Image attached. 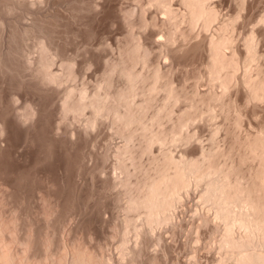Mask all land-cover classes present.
Masks as SVG:
<instances>
[{
	"label": "bare ground",
	"instance_id": "bare-ground-1",
	"mask_svg": "<svg viewBox=\"0 0 264 264\" xmlns=\"http://www.w3.org/2000/svg\"><path fill=\"white\" fill-rule=\"evenodd\" d=\"M60 1L57 3L61 4ZM96 1H93L94 4ZM219 1L223 6L224 3L230 4L232 0ZM234 1L235 4L231 3L233 7L235 5L238 9H244L242 12H246L243 13V22L239 10L240 25L243 22L241 30H245V26L248 27L254 17L255 0ZM41 2L0 0V264L166 263L172 257L174 247L172 248L173 244L168 240L160 250L159 244L163 236L157 231L164 226L174 228V211L183 194H186L184 192L194 181L195 184L203 183L202 196L214 210L216 221H220L212 225L213 231L222 234L219 235L218 245L219 249L224 251L221 252V260L219 258L220 264H264V163L261 165L263 168L257 169L255 178H250V182L244 184L242 176L239 175V167L235 168V164L229 165L230 168L218 166L214 162L217 153L212 150L203 151L200 158L189 157L187 154L185 157L176 158L169 149L160 157L155 156V146L164 145L170 139L176 142L175 135L168 139L169 133L164 135V130L161 132L159 124L165 116L170 117L172 105L179 96L171 83L172 80L167 79L169 76L167 77L159 66L155 67L150 75L136 70L135 67L137 63L147 61L146 56L153 54V46L159 50L155 49L157 55L177 57L189 56L188 53L197 47L208 49L210 77L223 88L221 93H213L211 100L224 106L230 86L222 78V71L227 67L222 57L233 56L234 60L238 58L236 60L245 67V73L243 72L239 82L243 94L237 96L244 97L247 105L251 104V113H259L258 110L264 113V66L257 63L255 70L253 69L256 61L260 62L261 56H264L263 16L260 17L262 20H258L259 26L254 25L250 31L249 27H246L248 33L246 31L241 33L242 36L239 35L238 39H243L242 48L239 47L242 45L234 42L239 23H235L230 13L227 14V20L219 22V33L215 37L205 36L201 42L189 44L190 31L195 24L201 22L200 24L206 27L210 21L218 19L214 12L218 5L215 2L149 0V10L152 12L150 14H157L159 17L150 18L148 15L150 20L146 15L148 9L145 7H141L139 11L133 8L127 11L123 8L131 19L137 12L141 15L142 21L138 31L140 34L133 32L129 35L126 44L119 50L121 58L114 61L107 59L101 78L97 77L100 80H95L96 83L93 84L94 73L91 74L93 71L88 69L90 66L99 68L102 63L96 61L99 65L93 64L95 58L101 55L81 56L80 60L79 56H67L66 53L69 52H66V48L76 38L84 37L90 40L88 38L92 37L91 33L93 37L96 36L95 33L99 29L94 28L96 25L93 26L91 20H97V14L88 20L96 31L91 25L92 29L88 28V24L86 30L79 27L78 21L81 19L80 14L77 15L79 18L75 15V12H80L75 11L77 7H73L76 9L66 14L58 9L43 15ZM63 3H66V0ZM260 4L259 6L263 7L262 3ZM34 5L38 6L35 7L37 9L32 8ZM96 9L97 7L94 8L95 11ZM28 14L32 16L31 23L26 24L28 19L25 24H20ZM118 17L121 18L120 15ZM128 17L125 19L128 20ZM120 18L119 20L122 19ZM19 19L20 23L17 22ZM125 19L123 21H126ZM156 19L161 21V28L158 27ZM180 23L184 25V31L182 28L180 30L181 37L185 40L182 44H178L176 38ZM185 27H188L187 30ZM83 30L85 33L87 31V34H84ZM102 31L99 32L103 33ZM59 34L64 37L59 38ZM26 40L34 41L37 47L36 56L20 54L22 52L18 48L20 45L23 47L22 44ZM82 41L84 43V39ZM25 47L21 48V51ZM25 52L27 53V50ZM84 53L83 55H86ZM103 57L101 59L107 61L106 57ZM233 58L231 61L234 65L238 62L233 63ZM116 79L120 82L117 83ZM160 91L164 92V95L162 103L157 106L155 103ZM228 106L230 107V104ZM236 111L240 114L238 118L241 112L238 109ZM69 117L73 118L74 126L66 122ZM106 122L112 130V134L109 131L106 136L110 134L111 137L115 136V139L118 136L119 140L123 141V144L112 152L115 157L112 166L120 170L121 178L117 176L119 171L116 177H113L110 170H107L109 173L102 178L97 171L99 168H94L97 164L100 166L97 159L95 166L89 163V160L94 159L91 150H87L89 143L97 137L94 136L97 127ZM182 122L186 125V121ZM181 136L185 141L189 138L187 134L184 136L181 133ZM256 138L258 144L263 143H260V146L254 141L255 146L259 147L257 150L254 149L255 146L252 147L253 141L252 145H248L255 155L264 157V131L259 132ZM147 154L151 155L148 156L151 158L150 164L142 166L139 158ZM103 157L105 160L109 158L108 155ZM119 186L123 190L116 193ZM122 198L126 199V202H123L124 207ZM119 202L122 203L120 204L123 213H127L126 217L123 216L124 221L119 219L123 222L117 223L108 220L107 223L105 218L108 215L105 212L107 216L103 215V218V211L113 203H118L119 206ZM113 212L110 218L114 216ZM212 220L210 216H204L202 219L207 226ZM236 227L241 228L240 232L244 230V234H239L240 237L234 232ZM106 228H110V232L107 233ZM106 237L111 241L115 239L116 246L118 242L116 254L108 248L112 242L108 240L107 242H111L108 245L103 241ZM175 258V261L172 258L170 262L180 264L179 257Z\"/></svg>",
	"mask_w": 264,
	"mask_h": 264
},
{
	"label": "rangeland",
	"instance_id": "rangeland-1",
	"mask_svg": "<svg viewBox=\"0 0 264 264\" xmlns=\"http://www.w3.org/2000/svg\"><path fill=\"white\" fill-rule=\"evenodd\" d=\"M34 1H36V0H34ZM91 1L93 2L96 0H66V3H63V2H65V0H63V1L61 0L60 1L61 4L57 3V2H59V0L58 1L57 0H42L43 3L40 0V2H41V4L39 3L41 5L40 7L44 9V10L41 9V14L43 13V15H45L46 13H48V14L52 13V11H56L58 9L60 11L62 10L61 12L64 11V13L66 14L69 11H71L73 9V7H77L78 8L77 10H75L76 8L73 9L77 12H78V10L80 11L78 14H76V12H75L76 17L79 18V16H80V19H81V20H79L77 18L79 20L78 23L80 26L78 24L77 25L82 29L86 28V30H88V28H90V25L92 26V23H90V22L93 21V26L96 25V26H94V28L96 27L97 29H99V30H97L98 32L95 33L96 36H94V37H93L92 33H91L92 35L90 34L91 30H90V32L88 31L89 32L88 34H90V36H92L88 39L93 41V43L84 37H79V39L76 38L74 41H72L73 44H71L72 42H70L69 47L70 46L71 47L69 48L67 46V48H69V49L66 48V50H67L66 52H69V53H66L67 56H68V54H69V56H74V55L79 56L80 58L78 57V59L81 60L83 56H93V54H94V57H98L101 55L102 57L104 56L103 58L106 57L105 58L106 60L109 59V61L119 60V58H121L119 55V52H121V51H119V50L122 49V45L126 44V41L129 39L128 37H130L129 35H131V33H133V32L136 33L139 31V26H140L141 21H142V18H140L141 15L139 14V12L135 13L136 15L134 17H132V19L130 18L131 16L128 17L126 15V12L132 8L139 11V10H141L140 9L141 7H145L148 9V11L146 12L147 18L149 16H150V18H152L151 16L157 15V14L154 15V13H153V15H151L152 12H151V10H149V9H151L150 4H148L149 0H102V1L97 0L95 4H94V2L92 4ZM218 1L219 0H217V1L216 0H212V1L209 0V2H215V4H218V5H216L217 8H215L216 11H214V12H216V15H218V19L216 18V20L214 19V21H210L208 23V25H206V27L204 25H201L202 24L201 22H199V24H195L194 28H192V30L190 31L191 32L190 38H189V41H190L189 44L190 45H194V44L201 42L203 40V38H205V36L210 37V38H211V36L215 37V35H217V33H219V30H218L219 24H220L219 22L222 23L223 21H225L226 17L230 14H232V18L236 21L235 23H239L238 25L236 24L237 25V29H236V33H235V37H236L235 39L236 40L234 42H236L235 44H237V45H242L243 42L241 43V40H243V39H241V40L238 39L239 35L242 36L241 33L246 32L248 30L247 29L248 27H249V31H250V29H252L251 27H254V25L256 27V24L258 25L260 23V22H258L260 17L263 16V18H264V3H263L264 0H255V6L256 7H254L255 8L254 9L255 12H253V14L255 13L254 17L251 18V20H252L251 23L249 21L250 25L248 27L245 26V30H243L244 28H242V30H241V27H242L241 25L245 21V19L243 18V13H246V12L245 11L242 12L244 9L243 10L238 9L235 7V5L233 7V4L236 3L234 0L230 1L229 2L230 4H228V5H230V7L232 6L231 8L228 5H226L225 3H224L225 5L223 4V6H221V4L219 3L220 1L219 2ZM111 2L115 6L114 8L112 7L113 5L111 4ZM258 2H259V4L262 3L263 7L259 6ZM53 3H54V5H53ZM73 3H75V5H73ZM97 3H98V5H97ZM231 3H233V4L231 5ZM42 4H44L43 7H42ZM90 4L93 5V6L91 5L92 8L90 7ZM117 4H118V6H116ZM219 4H220L221 8L219 7ZM70 5H72L71 6L72 8L70 7ZM36 6L37 5H34V6H32V8L37 9V8H35ZM102 6H103V9H102ZM96 7H97V9L95 11L94 8H96ZM67 8H69V9H67ZM123 8L126 9L127 11L123 10ZM256 8H257V10H256ZM88 9H89V12L92 11L93 13L87 12ZM90 9H92V10H90ZM109 9L111 11L112 10H114V11L110 12ZM115 9H117V10H115ZM121 10L123 12H121ZM239 10L241 11V16H242V21H243L241 23V25H240L241 16L239 17V15H240ZM124 11H126V12H124ZM98 12H100L103 15L101 16V14ZM150 12H151V14H150ZM19 13H21V12H19ZM95 14H97L98 16ZM118 14L121 16L122 19L120 17H118L119 16ZM124 14L128 17V20H126L127 17ZM77 15H79V16H77ZM93 15H95L96 17ZM25 16H26L25 18L23 17V22L21 19H19V21H17V22L20 23V20H21L20 24H25V21H27L29 19L30 22L27 21L26 24L31 23V21L33 20L32 16L29 14L25 15ZM91 16L95 17V19L97 17L98 18L100 17V19L97 18V20H94ZM13 17H14V15H13ZM89 17H91V18H89ZM103 17H105V18H103ZM156 17H158V16H156ZM222 17L224 18V20H222ZM119 18L121 20H119ZM150 18H148V19L150 20ZM89 19L90 20L93 19V20L88 22ZM105 19H106V21H104ZM124 19L126 21H123ZM254 19H255V21H254ZM151 20H153V19H151ZM156 20L159 23L158 27H160L162 25L161 21L159 22L158 19H156ZM220 20H222V21H220ZM260 20H262V19H260ZM96 21L99 23L100 26L98 25V23ZM80 22H82V23H80ZM82 24H84L83 27H81ZM86 24H88L87 25L88 28L86 27ZM102 24H104V25H102ZM247 25H248V22H247ZM93 26H92V28H93ZM97 26H99V27H97ZM103 26H105L106 28H104ZM92 28H90V29H92ZM181 28L184 31V29H183L184 25L180 23V24H178V32L176 34L178 44L179 43H181V44L185 43V40L181 37L182 36L181 35L182 31H180ZM187 28H186V30H187ZM94 30L96 31V29H94ZM152 30L153 29H151V31ZM99 31L100 32L102 31L103 33H100ZM247 33H248V31H247ZM84 34H87V31H86V33L84 31ZM97 34H100V35L97 36ZM59 36H60V34H59ZM61 36L59 38H61ZM63 37L64 36H62V38ZM80 38H81V40H80ZM83 39H84V43H82ZM86 40L89 41L88 44H86L87 43ZM182 40H184V42ZM189 41H186V42L188 43ZM75 42H76V44H75ZM25 43H23V44L20 43V44H22L23 47H25V45H26V47L24 48V50L22 49V51H21V48H23V47H21V45L19 47V45H18V47H19L18 50H20V52H22L20 54H24L25 56L26 55L27 56L28 55L29 56H36L37 55V52H36L37 47H36L34 41L33 40H29V41L26 40ZM243 45L239 46V47L243 48ZM93 46H94V48H93ZM94 49H95V51H94ZM155 49H157V47L153 46V54H151V56H148V57L146 56L148 62L146 60H143V63L141 61L135 65V67L137 68L136 70L139 69L138 71L141 70L140 72H143L146 75H150V74H152L153 69H155V67L159 66L161 68V71L165 75H167V77L169 76L168 78L167 77L166 78L167 79L170 78L173 81L172 82L170 80L175 91H176V93H177V95L179 96V98L173 104L174 106L172 105V109H171L172 112L170 113V117H168L169 119L167 118V116H165L167 119H165V117H164L162 123L160 122V124H159L160 127L158 126L160 128L161 132L164 130V133H163L164 135H165V133H167V134L169 133L168 139L174 137V136L172 137L171 135H175L176 142L173 141V139H170L164 145L155 146L156 151H154V153H155L154 155L160 157V155H162L165 150L169 149V151L171 150V152H173L172 154H173V156L175 155L174 157H176V158L177 157L179 158L181 156L185 157L186 154L189 157L191 156L194 158L195 157L200 158L203 151L207 152L208 150H210V151L212 150V151L217 153L216 157H215V161L213 160L215 162V164H217L218 166L223 167V168H224V166L226 168H230L229 165H231V164L237 165L235 168L239 167L238 168L239 175L242 176L241 180L244 182V184H246V182L247 183L250 182L249 181L250 178H252V177L255 178V175L258 174V170L261 169V167H262L261 165H263V163H264V159H263L264 157H260L258 155H255V152H252L253 149L252 148L250 149L251 146L248 145V144L252 145L253 144L252 141L253 142L256 141V143H257L258 141H257V138L255 139V137L259 134V132L261 133L262 131H264V118H263L264 113L261 110H260L261 112L259 110L257 111L260 113V114L256 113L257 115L251 113V111H250L252 108L251 104L250 105L248 104L249 105V107H248L246 101H244L245 100L244 97L240 96L243 94V89H240L241 85H239V82L241 81L240 77H242L243 74L245 73L244 72L245 67L243 68L242 63H240V62H238V60H236L238 58H235V60H236L235 61L233 56H225V58L220 56V57H222V60L225 61L223 63L226 64L225 65V66H227L226 68H228V69H226V68L223 69L224 72L222 71V75H223V73H224V75L222 78L230 86V93L227 96H225V104H224V106H222V104H220L219 102H214L211 100V95L213 93H219V92L221 93V91H223V88L221 87L219 82L211 79V77H210V74H209L210 69H208L209 68L208 65L210 62L209 61L210 58L208 55V53H209L208 49L206 50L205 48L203 49V48H198V47L194 48L195 50L192 49L193 52L191 50L188 53L189 56H186V57H184V56L183 57L182 56H178V57L177 56H161L159 54L157 55V53H158L157 51H159V50L157 49V51H156ZM26 50H27V53L25 52ZM242 50H244V49H242ZM91 51H93V53ZM83 53L86 55H83ZM77 54H79V55H77ZM101 56L99 57L100 59L97 58L98 60L95 58L93 66L94 65L98 66L100 63H102V64L104 63V64L103 65L100 64L99 68L95 67L96 69L92 66H90L91 68L89 67V69H88L89 71L90 70L93 71V72L90 71L91 74L94 73V74H92L93 75L92 76L93 84L96 83L95 80H97V81L100 80V79L98 80V78H101V74H102L101 72H103V70L105 69L104 67H105L106 63L108 62V60L104 61V59H101L102 58ZM180 57H182V58L180 59ZM234 57H236V56H234ZM242 57H245V56H242ZM261 57H262V59L260 58V62H258L259 60H257L256 63L254 62L255 64L253 65V69L256 68L255 66L257 65V63H260L261 65L264 66V59H263L264 56H261ZM146 58H144V59H146ZM176 58H178V59H176ZM232 58L234 60L233 63H235V62H238V63L233 65L232 61H231ZM100 60H102L103 62ZM96 61L97 62L99 61V64ZM231 64L235 67H233ZM101 66H103V67H101ZM229 68L230 69L234 68V70L233 69L229 70ZM253 69L251 68L252 71H253ZM100 70H102V71H100ZM226 70H228V72H226ZM99 73H100V75H98ZM117 80L118 79H116V81ZM118 82H120V81L118 80L117 83ZM237 89L241 90V91L239 92ZM161 92L162 91H160V94H158V97H157L158 101H156V103H155L157 106L162 103L161 101L163 99L164 92H162V93ZM237 94H240V95L237 96ZM245 103H246V105H245ZM228 104H230V107L228 106ZM235 104H237L238 106L237 105L235 106ZM237 109H238V111L241 112V116L238 118H237V116L239 113L236 111ZM249 112H250L251 116H250V114H248ZM67 119L68 120L66 122L69 124L71 123L70 125H72L73 121H74L73 118L69 117ZM182 120L186 121L185 122L186 125H183L184 122H182ZM179 122H181L182 124L181 123L179 124ZM105 124H106V126H104ZM105 124H103V126L101 125L103 128L102 130L100 129L101 126L97 127V130L95 132L97 134H99L100 136L97 135L96 133H94V136H97V137L96 138L93 137L94 140L92 139L93 141H91L89 143V147L87 148V150L90 149L91 151L90 150L89 151H90V153H92V155L94 157L93 161L89 160V163L92 164L93 166H95L97 164V162H99L100 166H98V164H97L94 168H96V167L99 168V169H97V171L100 172V176L102 178L103 177L105 178V176L109 172H110V174H112L113 177H116L118 171L119 172H118L117 176L121 178L122 175L120 174V170L114 169V167L112 166L115 163V159H114L115 157L112 154V152L118 148L117 146H121V144H123V141H122V139L119 140L120 137H118V136H116V139H115V136L111 137L110 134H109V136L111 138L109 136H106V135H108L109 131H111L109 133L112 134V130H111L108 122H106ZM107 124H108V128H107ZM72 126H74V124ZM179 126H180V128H179ZM181 133L184 136L187 134V136L189 138L186 139V141H185L184 137L182 138ZM180 136H181V138H180ZM103 137H105V138H103ZM96 139H97V141H96ZM248 141H249V143H248ZM256 143L254 142V145L252 146L253 148H254ZM260 143H262V142H260ZM260 143L259 144L257 143V145L261 146L263 144V143L262 144H260ZM91 144L94 146H92ZM113 146H114V148H113ZM161 146L163 147L162 149H161ZM93 147H95V148H93ZM257 147L258 146H255L254 149H256ZM160 152H162V153H160ZM106 155H108V157H109V158H106L107 160H105V157H103ZM149 155L148 154L145 156L143 155L141 158H139V159H141V165L142 166L143 165L146 166V165L150 164L149 159H151L150 158L151 155H150V157H148ZM100 156H102V157H100ZM95 159H97L96 160L97 162L95 161ZM104 162L105 163L108 162V163L105 164ZM109 163L111 165H109ZM106 166H108V167L106 168ZM104 168H106V169H104ZM110 168H112V169H110ZM103 170H105V172ZM107 170L108 171L110 170V171L108 172ZM119 187H118V191L116 188V191L113 190V193L122 192L123 189H121V187L119 189ZM189 187L190 188L184 192L186 194L185 195L183 194V196H182L183 198L181 197L180 202L177 205L176 210L174 211L173 224H172V226L174 228L172 229L171 226L170 227L168 226L166 228L164 226V227H161V229L163 228L162 230L158 229L157 233L158 234L162 233L161 235L163 236V240L159 244L160 248L159 247H157V248H159L161 250V247L164 246V244L166 242H168V240H170L169 242L171 243V245L173 244L172 248L174 247L173 248L174 251L172 252L173 255L171 254L172 257L170 256L171 258H169V261H168L169 264L171 263L170 261H172L171 260L172 258L175 261V259H176L175 257H179L180 264H218L219 258L223 256V254L221 253L223 250L220 248L221 249V251H220V249L218 247V245H220L219 240H220V236L222 234H221V232H218V231L215 232V230L213 231L212 225L215 224V222L217 224L220 221H216V217L214 216V212H213L214 210L211 209L212 208L211 205L209 206V203H207L202 196V193H203L202 190L204 187L203 183L195 184V181H194L191 183V185ZM124 198H125V196H124ZM121 202L125 203L126 199L122 198ZM121 202H119V206H117L118 203L117 204L113 203L111 205L112 207L110 206V208H107L108 212H107V210L103 211L104 214H102V217H103V215L104 216L108 215L107 218L103 217L106 219L107 223H108V220L110 222H112V220H114L117 223L120 222L121 219L124 221V219H125L124 217H126L125 214H127V213L126 212L123 213V210H121L125 205L123 203V207H122ZM114 206H117V207L113 208ZM120 206H121V208H119ZM111 209L114 210L115 212H113ZM109 210L111 212H113V214H114V216L111 218H110V216L112 214ZM116 211H117V213H116ZM105 212L107 213V215H105L106 214ZM117 216H120V218H118ZM204 216L205 217L210 216L211 219L213 218L214 221L212 220V222L210 223L211 225L209 224L207 226L204 223V221H202ZM115 218L117 220H119V219L120 220L117 221ZM123 221H121V222H123ZM110 222H109V224L111 225ZM112 225H113V223H112ZM107 226H108V224H107ZM109 227H111V226H109ZM236 228L238 229V230L237 229L234 230L236 235H238L240 237L241 234H244L243 233L244 230H242V232H240L241 228L240 229L238 227H236ZM109 229L106 230L107 233L110 232ZM173 230H174V232H173ZM166 232H168V233H166ZM105 236H106V234H105ZM107 238L108 237H106V239L103 238V241H105L108 245L112 242L108 248L112 249V252H114V254H116L115 252H117L116 247L118 246V242H117V246H116L115 239H112L114 241H111V239H109V238L107 239ZM108 240H110L111 242H107ZM159 249H157V250H159ZM223 253H224V251H223ZM220 260H221V258H220ZM174 261H173V264L174 263L176 264V262H174ZM162 262L165 263V261H162ZM162 262H161V264H162ZM168 262H166V263L168 264ZM220 262H219V264H220ZM159 263H157V264H159ZM226 264H227V262H226Z\"/></svg>",
	"mask_w": 264,
	"mask_h": 264
}]
</instances>
